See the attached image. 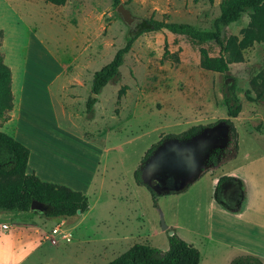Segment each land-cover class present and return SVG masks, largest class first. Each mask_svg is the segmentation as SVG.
Returning <instances> with one entry per match:
<instances>
[{
    "label": "rangeland",
    "instance_id": "1",
    "mask_svg": "<svg viewBox=\"0 0 264 264\" xmlns=\"http://www.w3.org/2000/svg\"><path fill=\"white\" fill-rule=\"evenodd\" d=\"M219 2L119 0V5L127 9L132 18V23L126 25L110 0H67L58 7L40 0H0V55L10 70L12 95V110L7 114V120L0 123V132L13 135L16 126L22 131H32L38 141L35 146L43 145L48 151L65 158L67 162H62L64 173L69 164L89 171L97 158V152L91 147L100 148L103 144V140L97 137L102 136L99 128H109L112 122L108 112L118 117L124 106L127 109L132 105L140 107L150 117L135 116L137 112H134L135 117L125 131L109 135L107 146H117V150L110 151L105 158L108 163L114 158L119 159L116 173L123 183H128L131 173L149 146L155 144L157 136L168 128V124L176 126L170 132H164L165 135L163 133L160 145L140 166L142 171L148 169V177L145 178L148 187L161 194L183 187L195 176L214 171V165L232 157L234 149L232 144H228L229 128L217 123L218 120L228 119L237 136L239 154V159L230 166L238 169V173L242 171L253 178L251 182L255 188L264 187L262 42H254L244 49L242 61L230 64L227 74H218L198 66L199 49H205L209 56L218 54V47L213 42L200 43L166 31L141 34L123 56L117 75L101 89L99 98L93 97L95 103L99 102V109L85 112V102L92 95L89 78L91 80L92 74L123 47L139 20L153 18L188 24L200 31H212L213 22L219 14ZM250 13L246 10L236 22L220 27V40L224 42L230 35L240 38V30L246 27ZM164 44L177 62L173 58L161 61ZM121 87H124V92L118 96ZM225 98L230 105L239 106V112L232 120L227 117ZM22 113V121L16 122ZM99 114L104 116L98 117ZM203 123L211 126H204L192 139L165 138L179 134L192 124ZM221 125L223 127L219 128ZM159 126L162 131H158ZM68 133L74 138L68 137ZM173 155L175 165L182 169L180 173L171 175L174 171L166 168L161 174L166 175L167 185L162 182L152 184L153 179L158 180L160 176L157 171L159 159ZM57 167L62 169L61 163ZM256 169L255 173L251 171ZM206 182L201 179L185 194L166 195L157 201L156 206L163 213L165 226L175 224L206 234L209 225L204 196ZM217 196L226 202L222 193ZM144 201V198L140 200L143 211ZM150 201L148 198L144 218H140L137 211L128 217L133 220L128 232L137 231L134 237L155 233L150 243L160 250L164 241L162 224ZM19 217L23 218V215L16 216ZM37 220L46 230L55 224L66 233L67 237L61 238L58 231L52 239L56 246L75 245V239L82 236L75 229L69 230V226L66 229L67 224H60V218L49 219L37 214ZM78 245L87 250L92 241L84 239ZM107 253L109 256L105 255ZM118 253L114 250L110 252V248L106 247L101 253L104 256L102 260L107 261ZM102 260L90 264H102ZM49 264L68 262L57 255Z\"/></svg>",
    "mask_w": 264,
    "mask_h": 264
},
{
    "label": "crops",
    "instance_id": "2",
    "mask_svg": "<svg viewBox=\"0 0 264 264\" xmlns=\"http://www.w3.org/2000/svg\"><path fill=\"white\" fill-rule=\"evenodd\" d=\"M227 73L228 71L225 74ZM91 80L89 78L90 89ZM101 89L94 97L99 98V95L102 93ZM98 105L99 102H94L91 110L95 111L97 108L99 109ZM134 112H137L135 116L139 114L150 117L140 107L133 105L130 106V109L124 106L118 117L111 116L108 112V117L112 122H110L109 128H105L106 126L99 128L102 136L97 137L103 140V144L101 143L102 146L100 148L91 147V149L93 148L97 152V158L94 166L89 171L81 167H73L69 164V169H66L64 173L65 167H63L62 162L65 163V158L61 154L48 151L43 145L35 146L38 141L32 131L24 130V132L16 126L13 135L6 134L28 149V159L25 168L26 175H33L41 182L63 186L72 191L79 192L85 197L87 207L83 213L75 214L72 217H58L60 218V224H67L66 229L69 226V230L75 229V231L81 232L80 234L82 235L80 239H75V245L60 247L55 245V240L52 242V239H55L56 236V234L51 233L55 224L50 227V230H46L38 223L37 214L35 213L33 215L30 211L16 213L0 211V264H13V262H16V264H49L53 262V257L57 255L64 259V262L66 260L68 264H90L95 260L98 261L104 258L101 253L106 247L110 248V252L113 250L114 252H119L107 261L103 259L101 263L106 264L134 245V241H140V243L152 248L157 247L150 243V239L153 238L155 233L152 236L143 234L134 237L138 233L137 231L131 230L128 232V226L132 227L131 223L133 222L132 217L130 219L128 217L132 213L137 211L140 215L139 217L144 218L143 212L147 209L148 198L150 199L149 192L145 187L135 184L133 179L134 171L131 173V179L128 183L126 181L123 183L115 168L120 165L119 159L112 158V162L108 163L105 158L110 151L117 150V146H107L109 135L121 134L125 131L127 124L135 117ZM22 115L24 113L15 121H22ZM104 115L106 114L104 113ZM103 116L99 114L98 117ZM218 121L217 123L224 125ZM56 122L58 123L57 120ZM116 124L118 126H114ZM168 125V128H165L164 132H170L172 127L176 128V126ZM192 125L198 126L196 124ZM192 125L189 127H192ZM222 125L219 128H222ZM200 126L208 125L203 123ZM157 129L158 131H162L163 128L159 126ZM187 129H183L180 133ZM164 132H161L157 136L154 143L158 141L161 143ZM67 136H70L69 133ZM70 137L74 138L73 136ZM50 143L52 144V142ZM237 145L238 142H236V152H234L232 157L224 163L221 162L214 165L212 167L214 171L191 178L185 182L183 187L177 190H166L161 194L155 193L152 190L156 195L154 205L152 201L150 202L152 208L157 211L162 224L161 233L164 235V241L160 248L161 251H165L168 247L166 237L169 234H175L185 243L198 250L200 256L198 264H229L234 257L242 254L253 255L264 262V187L260 189L255 188L251 182L253 178L245 175L242 171L238 173V169L230 166L232 162L239 159ZM43 153L45 154L42 155ZM140 161L138 166H141ZM59 163H61L62 169L57 167ZM254 164L255 162L251 163L249 167ZM251 171L255 173L258 170ZM148 173V169L143 171L141 169L140 177L145 185H147L145 178L148 177ZM158 175L166 178V175L163 176L161 173ZM80 177L82 178L80 179ZM220 178L225 179L217 186L216 182ZM201 179L207 180L204 189L205 201L209 211V225L206 234L193 232L175 224L165 226L163 213L156 206L157 201L166 195L179 196L185 194L187 190ZM93 183H95L94 186ZM152 184L158 183H156V180H153ZM230 188L236 189V194L238 195L236 200H234V196L229 195ZM219 192L224 195L226 202H222L219 199L217 196ZM147 196L149 197L147 198ZM143 198L145 200L144 211L140 202V200L143 201ZM19 215H23V218H16ZM258 223H261V225ZM3 226L6 227V233L1 232V227ZM84 239L92 241V245L87 250L83 246L79 247L78 245V242ZM105 255L109 256L108 253Z\"/></svg>",
    "mask_w": 264,
    "mask_h": 264
},
{
    "label": "trees",
    "instance_id": "3",
    "mask_svg": "<svg viewBox=\"0 0 264 264\" xmlns=\"http://www.w3.org/2000/svg\"><path fill=\"white\" fill-rule=\"evenodd\" d=\"M53 6H63L67 0H40ZM113 7L119 5V0H110ZM212 4L213 0H206ZM219 14L213 22L212 31H200L188 24L155 20L153 18L141 19L135 25V31L128 34L123 47L119 48L111 60L92 74L90 94L97 95L108 81L117 75L118 68L122 64L123 56L128 53L135 39L144 33L166 31L173 35L187 37L200 43L213 42L218 47L216 56H209L203 48L198 52V66L200 69L219 74H225L230 64H237L242 61V51L254 42L264 43V0H220ZM250 10L249 20L245 28L240 30V38L230 35L224 42L220 40V27L236 22L241 14ZM1 39V32H0ZM177 58L170 54L163 47L161 61ZM11 74L9 68L3 63L0 55V123L7 120V114L12 110L11 95ZM124 92V87L118 91V96ZM95 100L88 98L85 102V112L88 113ZM227 109V116L235 118L239 112V106L233 100L234 106L224 99ZM229 128L230 139L236 152V133L231 122L219 120ZM211 126V125H208ZM204 126H192L179 135H167L165 138H182L185 140L197 136ZM160 144L156 142L148 148L141 158V165L147 160L150 153ZM28 159V149L0 132V211L1 212H28L32 200L38 201L47 207L44 214L47 218L72 217L78 211L83 213L86 210V199L79 192L72 191L66 187L41 182L33 175H26L25 168ZM141 169L138 166L133 172V179L136 185L143 186L150 195L154 205L155 193L150 187L141 181ZM225 178L217 180L218 186ZM167 249L165 251L149 247L145 244H134L125 252L118 255L106 264H198L199 252L191 245L185 243L175 234L168 235ZM229 264H264L259 258L242 254L234 257Z\"/></svg>",
    "mask_w": 264,
    "mask_h": 264
},
{
    "label": "flooded vegetation",
    "instance_id": "4",
    "mask_svg": "<svg viewBox=\"0 0 264 264\" xmlns=\"http://www.w3.org/2000/svg\"><path fill=\"white\" fill-rule=\"evenodd\" d=\"M159 160H160L159 161L160 163L158 165H160V167L157 168L158 169L157 171L159 173H163V170L166 169V168L174 171V173L171 174V175H175V173L178 174V173H180V170H182V169H180L178 164L175 165V162H174L175 161V157H174V155L173 156H168V157L162 156V158L159 159ZM179 163L181 165H183L181 162H179ZM153 180H156V179H153ZM161 182L164 185H167L166 178H163L162 176H159L158 180H156V183L160 184ZM229 195L234 196V200H236L237 197H238V195L236 194V189L235 188H230Z\"/></svg>",
    "mask_w": 264,
    "mask_h": 264
},
{
    "label": "water",
    "instance_id": "5",
    "mask_svg": "<svg viewBox=\"0 0 264 264\" xmlns=\"http://www.w3.org/2000/svg\"><path fill=\"white\" fill-rule=\"evenodd\" d=\"M116 12L118 13L120 18L126 25H130L132 23V18H131L129 11L125 9L122 5H118L116 7ZM94 96L95 95L92 94L91 98H93ZM46 210H47V207L38 201L32 200L29 204V211L32 213L41 215V214H44ZM78 213L79 212L77 211L76 214Z\"/></svg>",
    "mask_w": 264,
    "mask_h": 264
},
{
    "label": "built area",
    "instance_id": "6",
    "mask_svg": "<svg viewBox=\"0 0 264 264\" xmlns=\"http://www.w3.org/2000/svg\"><path fill=\"white\" fill-rule=\"evenodd\" d=\"M5 228H6V227H4V226L1 227V232H2V233H6V232H5ZM58 231H59V233H60V237H61V238H66V237H67L66 233H64L63 230H60L59 227H55V228H53V229L51 230V233H52V234H57Z\"/></svg>",
    "mask_w": 264,
    "mask_h": 264
}]
</instances>
